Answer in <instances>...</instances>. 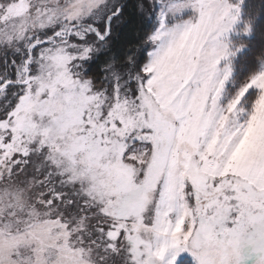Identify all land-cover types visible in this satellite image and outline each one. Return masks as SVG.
Listing matches in <instances>:
<instances>
[{
    "label": "snow or ice",
    "instance_id": "snow-or-ice-1",
    "mask_svg": "<svg viewBox=\"0 0 264 264\" xmlns=\"http://www.w3.org/2000/svg\"><path fill=\"white\" fill-rule=\"evenodd\" d=\"M0 264H264V0H0Z\"/></svg>",
    "mask_w": 264,
    "mask_h": 264
}]
</instances>
